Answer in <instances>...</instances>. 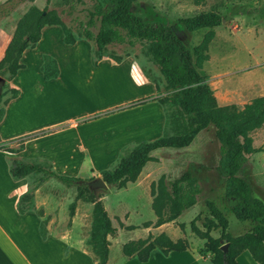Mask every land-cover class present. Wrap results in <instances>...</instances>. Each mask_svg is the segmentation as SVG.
<instances>
[{
    "label": "rangeland",
    "instance_id": "1",
    "mask_svg": "<svg viewBox=\"0 0 264 264\" xmlns=\"http://www.w3.org/2000/svg\"><path fill=\"white\" fill-rule=\"evenodd\" d=\"M31 6H36L40 10L48 7L49 10L58 12L72 36L78 39L82 33L81 24L86 21V10L90 8L91 2L50 0L48 3L47 0H34L31 3H21V0H14L4 7L5 14L0 19V26L7 29L15 28ZM144 6L152 8L155 13L166 19L168 25L174 27H178L179 19L207 12H219L223 19H227V22L221 23V26L214 30L215 37L208 49V54H211L212 58L210 67L198 70L207 78L209 86L215 88L217 95L219 70L225 66H234L236 42L247 43L255 35L263 40L260 48L263 47L264 0H140L136 8L137 15L145 16L142 10ZM91 30L97 32L96 28ZM207 32L208 30L204 29L193 33L183 31L179 34L193 51ZM88 43L91 46V53L82 45L79 49L63 47L56 33H53L52 41L46 39L43 42L41 48L52 51L62 61L63 75L59 83L37 85V93L45 100V111L48 110L52 117L56 118L54 121L59 122L53 128L44 130L42 134L30 137L45 135L28 142L22 155L27 160L26 163L73 177L82 184L92 182L96 178L102 179L101 173L115 168L120 158L127 156L136 145L131 144L122 148L118 155L111 159L112 152L119 144L116 140L119 133L136 129L137 132H143L145 128L151 127L148 124L157 118L156 110L149 105L110 115L103 113L147 93L148 90L134 80L128 61L119 66L103 64L98 70L93 68L90 60L91 58L92 62L94 60L95 47L93 42ZM105 54L121 58L122 61H131L156 89L155 97L131 103L126 107L132 108L157 101L169 94L165 90L164 78L146 54L145 46L138 44L131 48L128 45H111L107 47ZM25 62L29 65L31 80L35 81L37 55L29 53ZM210 76L212 80H208ZM7 88L6 80H0V107L3 106V101L10 97ZM163 110L165 117L163 137L182 136L188 133L191 125L188 117L177 108L166 106ZM88 114L93 115L70 123L73 127L79 124V128L69 126L70 118ZM26 139L17 141L10 149L17 150L21 145L24 146ZM145 140L148 138H144ZM88 155L93 160L109 161L96 163ZM151 156L152 159L146 164L135 183L128 184L122 189L108 186L107 191L97 190L103 195L104 208L117 230L116 235L111 237L110 251L113 259H116L120 252V244L136 241L137 238L155 237L161 232L168 234L174 241L178 240L177 238L182 240L188 237L197 238L190 229V222L199 214L201 217L204 216L205 202L213 200L220 208H226L223 200L226 181L218 177L215 169L219 158V143L212 125L201 131L188 147L160 149L154 151ZM185 172H190L201 188L196 204L175 222L155 227L157 218L152 210L151 185L157 184L161 178L168 185ZM27 182L34 194L35 211L43 213L45 219L43 222L46 223V218L54 220L56 231L69 232L71 238H77L86 244L93 207L89 203L76 201L74 216L70 218L69 207L75 201L76 188L66 187L45 174L29 175ZM261 198L264 201V198ZM28 204L29 200H25L22 206L26 207ZM227 218L229 232L233 236L246 231L247 226L237 221L232 214L228 213ZM197 226L201 228V221L197 222ZM212 236L218 237L219 234L214 232Z\"/></svg>",
    "mask_w": 264,
    "mask_h": 264
},
{
    "label": "trees",
    "instance_id": "2",
    "mask_svg": "<svg viewBox=\"0 0 264 264\" xmlns=\"http://www.w3.org/2000/svg\"><path fill=\"white\" fill-rule=\"evenodd\" d=\"M14 0H8L11 3ZM34 0H21V3H31ZM50 0H47L49 3ZM82 2V0H75ZM90 8L86 10V21L82 25V33L75 38L63 22L58 12L46 7L40 10L31 6L18 21L11 41L0 61V79L10 81L24 68L20 63L23 52L33 49L41 37V30L46 26H58L63 33V42L74 45L78 40L93 42V66L103 57H109L116 63L122 59L105 54L111 45H136L146 47V54L151 58L165 81L167 96L157 102L164 108H177L190 121L188 133L182 136L161 137L152 142H141L135 145L127 156L120 158L117 166L101 173L107 186L118 189L135 183L146 164L152 159L151 154L160 149H184L195 137L210 125L215 128L219 143V158L216 172L225 179L223 200L226 208H220L213 200L205 202L204 216L197 215L190 222L192 233L204 241L201 253L211 255V264H237L236 258L243 251H248L258 264H264V202L254 196L250 183L241 178L239 173L246 162V155L252 149L251 133L264 125V96L253 99L240 108L236 105L219 106L213 91L207 83V78L198 70L209 59L208 49L215 37L214 28L221 25L223 17L217 12L201 13L178 20V27L168 25L166 19L155 13L149 6L142 8L144 17L136 14L140 0H88ZM73 4L70 6L72 7ZM96 28L94 33L91 29ZM207 29L202 41L191 51L185 44L180 32L189 33ZM41 73L44 80L56 79L59 69L56 61L50 56H43ZM10 97L3 101L0 107V121L4 116V107L11 99L19 95L18 90L9 89ZM21 145L17 150L1 147L9 154L23 151ZM10 174L14 180L23 179L29 175L45 174L66 187L76 188L75 201L69 207V216L75 213L76 201L92 205V220L86 245L96 256L97 264H106L109 257L108 237L116 235L117 230L109 218L101 192L92 191L79 180L60 175L54 170L42 166L13 159ZM201 189L196 184L190 172L183 173L178 179L168 185L163 178L157 184L151 185L153 197L152 210L157 218L155 227L175 222L185 211L191 209L197 202ZM33 191L29 189L20 197L18 211L24 213L35 210ZM29 200L26 207L22 206ZM227 212V213H226ZM232 214L237 221L247 226L246 231L237 236L229 232L227 215ZM40 217L42 212H38ZM201 221V228L197 222ZM183 229V225L180 226ZM217 232L218 237L212 233ZM40 233L44 235V225H40ZM227 245L226 251L221 247ZM188 248L186 240L172 241L166 234L145 239L129 241L122 245L125 257L136 258L139 262H147L154 249L162 252Z\"/></svg>",
    "mask_w": 264,
    "mask_h": 264
},
{
    "label": "crops",
    "instance_id": "3",
    "mask_svg": "<svg viewBox=\"0 0 264 264\" xmlns=\"http://www.w3.org/2000/svg\"><path fill=\"white\" fill-rule=\"evenodd\" d=\"M7 2L8 0H0V19L4 17V7L10 4ZM240 13L243 12L240 11ZM225 21L227 22V19H223L222 23ZM14 29L15 28L13 27L7 29L4 26H0V61L5 55V51L11 41ZM213 30H216V28ZM53 33L58 35L60 44L63 47L79 49L80 45H82L83 47H87V50L91 53V46L88 41L78 40L74 45H67L62 40L63 33L60 27L46 26L41 30V37L36 47L33 49H27L23 52L20 63L24 65V68L19 70L12 80L7 81L8 88L18 90L19 95L16 98L11 99L4 107V116L0 121V148H12L13 144L17 141L27 139L24 142L23 151L18 154L13 155L0 150V264H97L96 256L85 243L80 242L77 238H71L69 232L61 233L56 231L54 220H48V218H46L45 223L43 222L45 220L43 216L40 217L35 210H28L24 213L18 211L20 197L29 190L27 182L28 176L20 180H14L10 174V167L13 159H19L25 162L26 159L23 158L22 155L28 142L45 135H41L37 138L30 137L35 134H42L44 130L53 128L59 122L54 121L56 118L52 117L48 110L45 111V100L37 93V85L42 86L51 83H59L63 75L62 61L60 58L52 51L41 48L46 39L52 41ZM262 41L263 40L259 37L253 35V39L247 43H244L243 41L240 43L239 41L236 42V60L234 66H225L219 70V84L217 86L219 95L216 94L217 91L215 88L211 87L219 106L236 105L242 108L246 104H249L253 99L264 96V43L263 47L260 48ZM29 53L37 55V62L35 65L37 79H35V81L31 80L30 68L25 62V58ZM45 55L53 58L58 65L59 75L56 79L44 80L43 78L40 68L43 62L42 58ZM208 56L209 59L202 65L204 69L210 67L209 63L212 59L211 54H208ZM90 61L91 66L97 70L103 64L119 66L128 61L130 63L129 70L134 80L139 86L146 87L148 90L147 93L135 97L128 102L122 103L103 113H109L108 115H110L112 113L123 112L129 109H138L147 105L154 107L153 109L157 112L156 121L150 122L148 125H151V127L145 128V131L137 132L136 129L119 133L116 138L117 143L119 144L116 145L115 151L112 152L113 155L111 156V159L118 155L122 148L128 145H137L141 142H152L163 137L165 121L164 110L157 101H150L149 103L137 105L132 108L126 107L131 103L146 98H153L156 95V89L148 82L147 78L136 67V65L129 60L116 63L109 57H103L100 59L96 66H93L92 58ZM212 79V76L208 77V80ZM32 83H34V85ZM90 115L93 114L70 118L69 126L72 121ZM70 127L79 128V124H77L76 127H73V125ZM250 137L252 139L253 151L246 155V162L243 165L239 176L250 183L254 196L263 201L261 197L264 198V125L253 131ZM144 138H148V140L144 141ZM83 149H85V147ZM42 158L48 160L45 157ZM89 158L96 163H105L109 161L105 159L100 161L93 160L90 156ZM48 161L52 163L50 160ZM42 223L44 225L43 236L40 233V225ZM147 230L146 233L148 234L149 228ZM160 234H162V232ZM166 235L168 236V234ZM145 238L141 237L140 239ZM177 239L179 240V238ZM136 240H138V238ZM108 241L110 242L109 257L106 264H211V255L207 253L204 256L201 253L204 241L198 238L188 237L186 239L188 248L186 249H173L167 252L154 249L151 251L148 261L144 263L139 262L133 257H125L122 254V245L125 243L120 244V252L116 259H113L110 251L112 244L111 237H108ZM236 263L258 264L248 251H243L238 255Z\"/></svg>",
    "mask_w": 264,
    "mask_h": 264
},
{
    "label": "water",
    "instance_id": "4",
    "mask_svg": "<svg viewBox=\"0 0 264 264\" xmlns=\"http://www.w3.org/2000/svg\"><path fill=\"white\" fill-rule=\"evenodd\" d=\"M86 186H88L92 191H97V190H108V186L104 183V181L101 178H96L92 182L85 183ZM227 245H223L221 247L222 251H226Z\"/></svg>",
    "mask_w": 264,
    "mask_h": 264
}]
</instances>
